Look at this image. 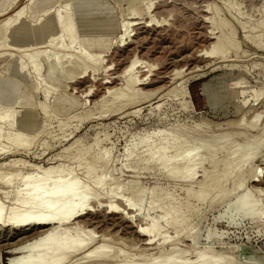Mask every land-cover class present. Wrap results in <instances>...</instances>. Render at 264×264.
Returning a JSON list of instances; mask_svg holds the SVG:
<instances>
[{"label": "rangeland", "instance_id": "1", "mask_svg": "<svg viewBox=\"0 0 264 264\" xmlns=\"http://www.w3.org/2000/svg\"><path fill=\"white\" fill-rule=\"evenodd\" d=\"M42 1L37 0L34 5L31 13L34 18L40 15L41 18L51 15L50 11L46 13L45 10L49 6H53L51 10H54L55 5L61 0H49L45 3ZM66 1L71 2L72 11L76 13L77 18L78 11L86 10V22L82 24V29L79 28L78 36L82 39L83 35L87 34L92 39L90 41L92 44L77 43L72 50L83 47L89 53L97 52L98 47L93 44V41L99 37L103 45L114 46L107 52L104 51L105 54L103 52L102 58L105 61L96 79L89 80V76L79 78V73H76L77 77L73 78L59 75L58 81L43 77L42 81L45 80L52 85L51 87L45 82H41L38 86L34 80H25L11 70L18 55V49H14V46H19L24 53L31 52L35 47L44 46V41L50 34L47 28L51 23L42 24L41 36L36 40V44H31L33 47L27 40H17L14 32L11 33L7 41L10 51L0 56V91L5 90L2 81H5V84L7 81L12 86L15 85L13 94H16V97H19L21 92L32 96V104L28 110L23 103L18 104L16 108L17 110L21 108L24 112L34 111L38 121V127L34 133L38 134L43 128L45 132L43 136L36 139L31 152H21V154L18 152L7 156L8 158L5 156V159L4 156H0V161L5 164L9 162L6 161L7 159H23L27 161L26 164L42 166L41 170L55 168L51 176L55 179L65 156L71 161L79 154L86 153L85 158L94 161L107 155L109 160L103 167L105 169L99 167L98 172L107 171L112 174L111 177L118 178L121 183L131 184L136 181L143 189L145 196L140 213L143 215L148 212L151 218L156 217L161 213V208L169 195L175 202L185 200L186 186L179 180L169 179L158 168L147 166V169L143 170L148 163V157L145 154L146 146L152 142H161L169 134L184 128L192 137L218 135L225 129L236 128L242 116L250 118L255 105L264 102V36L260 41L261 45L263 44L262 48L256 46L252 39L261 33L258 32L260 30L258 26L264 23V0H147L144 5L152 3L151 13L157 19H165L162 22L163 25L161 27L150 25L143 30L139 29L140 25H131L129 34L132 36L129 37V44L122 47L115 46L117 37L121 34L120 25L132 21H145L134 13L133 0ZM139 1L140 4L135 2L136 5H141L142 0ZM12 2H15L13 6ZM27 2L28 0H0V24L22 9ZM212 31H218L223 44L229 43L228 51H230L227 58H212L213 62L202 60L199 56L215 42L209 38ZM60 34L67 35L63 27L60 28ZM60 45L61 41L56 39L51 47L56 49ZM24 46L26 48L22 49ZM11 51L17 54L13 55ZM134 56L152 66V75L148 80L150 84L137 86L136 88L141 89L139 91L142 94L139 92L137 96H132L127 107L119 110L117 107L119 103L110 105L111 95L108 94L104 98V81L110 77L111 80H116L115 87H122L125 81L120 73ZM51 57L52 55L49 58ZM39 61L45 71V61L43 59ZM67 62L68 59H64L61 66L65 64L69 67ZM108 65L112 67L107 68ZM32 66L33 64L29 65V67ZM182 68L184 74L173 79L175 71ZM139 70L142 68L135 69L138 76L146 73ZM64 72L66 73V70ZM36 85L39 88L38 91H36ZM41 87L53 90L46 101L49 119L41 118L38 103L44 100L41 90L44 88ZM55 87H58L59 91ZM89 88L93 89L92 94L81 97L80 94ZM149 94L154 95L147 99ZM64 95L73 97L74 103L72 105L67 103L62 109L56 108L58 97ZM0 104L1 112L3 106L7 104L3 101H0ZM261 110L264 114V110ZM54 113L56 117L57 115L59 117L56 118ZM255 113L258 114V112ZM261 118L263 119L264 115ZM5 128L3 132L9 130ZM23 129L21 127L20 130H26ZM257 129L249 128L246 135L251 136L248 137L250 140ZM238 139L240 143H243L244 138L241 137H236L235 143ZM193 140L191 139V142ZM74 141L76 143L67 151ZM37 155L41 156L40 160ZM258 163L259 161H254V164ZM66 165L73 167L72 165L75 164L69 162ZM231 169L232 167L220 170V174L225 172L231 175L225 185L228 189L238 178L236 169L235 171ZM26 171L28 169L23 170L21 174H25ZM83 173L85 172L82 170L80 176ZM21 174L13 177L14 185H18L22 178ZM201 174H203L202 169L198 170L195 180L197 183L202 179ZM94 176L91 175L93 178ZM177 181L182 184H178ZM193 184L196 187V184ZM253 185L255 183L250 184L249 190L253 188ZM248 187L249 183L246 188ZM258 187L261 188L262 193L254 194L246 201L242 200L243 195L239 196L240 193L235 194V192L228 196L230 200L225 198V202L221 203L206 201L204 204H199L196 200H191L192 205L203 216L198 228L200 248L220 251L224 254V261L234 257L233 259L237 261L264 264V178ZM4 191L5 189L2 192ZM98 194L101 199H105L102 200L105 203L109 200L108 193ZM3 200V194L0 193V201L3 202ZM6 202L9 203L10 200ZM117 202L121 204L118 205ZM114 203H117L118 207L125 208L119 198H115ZM149 206L152 207L150 211ZM94 208V220H101L94 232L97 234V242H102V237L98 235L104 233L110 237L111 247L121 245L122 248H129L134 245L132 243L136 236L132 231L134 229L130 226L131 223L122 222L120 219L116 220L118 221L116 223L105 207ZM138 213L134 214V221H136L134 223L144 225L147 221L141 222L140 216L136 218ZM159 224L164 227L163 230L168 237L175 235L174 228L164 226L165 223L162 221ZM97 225L95 224L94 227ZM0 229V264H21L25 256L33 249L28 241L35 236L34 230L28 228L26 231L19 232L10 228ZM25 237L28 239L22 240ZM16 249L18 250L15 251ZM132 251L133 255L139 253L135 249L130 250L131 253ZM136 255L133 257L131 255L134 261L142 262L143 256L141 255V258L140 254Z\"/></svg>", "mask_w": 264, "mask_h": 264}, {"label": "bare ground", "instance_id": "2", "mask_svg": "<svg viewBox=\"0 0 264 264\" xmlns=\"http://www.w3.org/2000/svg\"><path fill=\"white\" fill-rule=\"evenodd\" d=\"M48 1L43 0L42 2ZM145 1L147 0H142L141 5L135 3L140 4L139 0H133L134 4L132 3L134 13L142 17V20L145 19V21L122 23L120 25L121 34L117 37V40L115 39V46L122 47L129 44V37L132 36L129 34L131 25H140L139 29L141 30L150 25L155 27L163 25L162 22L165 19H157L155 15H152L151 8L153 5L152 3L144 5ZM36 2L37 0H28L22 9L1 22L0 56L10 51L7 41L11 33L14 32L17 40H27L30 46L33 47L32 45L36 44V40L41 36L42 24L49 22L53 25L50 24L47 28L50 34L44 41V46L38 44L41 47H35L34 50L28 53L27 51L24 53L21 48L19 49V46H14V49H18H16L18 55L11 66V70L25 80H34L35 83H38V86L41 85V82L47 83L45 80L42 81L43 77L44 79L48 77L58 81L59 75L73 78L77 77L76 73H79V78L89 76V80L96 79L95 77L105 61L102 54L104 51L110 50L114 46L113 43V46H105L101 37H99L93 41V44L98 47L97 52L93 53L91 51L89 53L83 47L78 48V50L73 49V51L72 48L77 43L92 44L90 42L92 39L87 34H84L82 39L78 36L79 28L82 29V24L86 22V10L78 11L77 18L76 13L72 11L71 2L61 0L59 4L55 5L54 10H51L53 6H49L45 10L46 13L50 11L51 15L44 18H41L40 15V17L34 18L31 13ZM14 4L15 2L11 3L12 6ZM209 19L211 18L209 17ZM143 24L144 26H141ZM260 25L258 26L260 28L258 32L261 33L254 38L252 37V39L256 46L262 48L263 44L261 45L262 42L260 41L264 36V23ZM61 27L66 30V36L60 34ZM216 32H210L209 38L215 40V42L206 52L202 51L199 55L202 60L211 61L212 58L217 57L220 59L227 58L228 52H230L228 51L229 43L227 45L223 44L220 39L221 35L218 34V31ZM56 39L61 41V45L53 49L51 44ZM113 42L115 41L113 40ZM24 48L26 47H22V49ZM10 53L15 55L16 52L11 51ZM51 55L52 57L49 58ZM66 58L69 67H66L65 64H63L65 66H61V62ZM41 59L45 61V71H43L44 67L39 61ZM32 64L33 66L29 67ZM146 64L137 56L131 58L120 73L125 81L120 88L115 87V79L111 80L110 77H107L109 79L104 81L105 92L103 96L106 98L108 94L111 95L110 105L113 106L119 103V106L117 105L119 110L125 109L129 99L141 93L139 91L141 89L138 90L136 87L150 84L148 80L152 75V66ZM109 66L111 65H108L107 68ZM136 68H142L139 71L146 73L138 76V72H135ZM182 74H184L183 68L176 70L173 79ZM2 82H4L2 84L5 85V90L0 91V101L5 102L7 105L1 107L3 110L0 112V146H2L0 147V156H4L5 159V156L18 152L20 154L21 152H31L36 139L43 136L45 130L43 128L38 134L34 133L38 127L35 112H24L21 108L20 110L16 108L18 104L23 103L28 110V107H31L30 104H32V96L21 92L20 96L16 97V94H13L15 85L12 86L7 81L6 84L5 81ZM46 85L52 86L48 83ZM38 86L36 91L39 89ZM48 87H41L44 88L41 89L44 100L38 103L41 118L49 119L46 101L53 90L51 91ZM57 91L59 90L57 89ZM92 92L93 89L89 88L80 95L81 97L88 96ZM153 95L149 94L147 99L152 98ZM67 103L72 105L74 98L70 95L58 97L56 108L62 109ZM0 106L2 105L0 104ZM261 109L264 110V102L255 105L250 118L242 116L236 128L225 129L218 135L192 137V135H188L185 131L186 128H184L169 134L161 142H152L146 146L145 154L148 157V163L145 164L143 170L147 169V166L158 168L169 179L184 183L187 194L185 200L179 202H175L172 196L169 195L161 208V213L159 212L160 214L153 218L150 217L148 212L143 215L140 213L145 196L143 189L136 181L131 184L121 183L118 178L111 177L112 174L107 171L98 172L99 167L105 169L103 167L106 166L109 160L107 155L94 161L86 159V153L79 154L71 161L69 157L65 156L55 179L51 178L55 168L41 170L42 166L26 164L27 161L23 159H7L6 161L9 162L5 164L0 161V193L3 194L4 198L3 202L0 201V228H10L19 232L26 231L28 228L34 230L35 236L28 241L33 249L25 256V260L21 264H251L249 261H237V259H233L234 257L231 260L224 261V254L220 251L215 252L210 248H200L198 246V228L203 216L192 205L191 200L194 199L199 204H204L206 201L210 203L220 201L221 203L225 198L228 199L231 193L235 192V194L240 193L239 196L243 195L242 200L246 201L254 194L262 193L261 188L258 187V184L264 178V154H262L264 149V118H261L264 114ZM255 112H258V114ZM53 115L56 117L55 113ZM73 116L75 115L73 114ZM58 117L57 115L56 118ZM260 119H262L261 123L259 122ZM21 127L26 130H20ZM4 128L9 130L3 132ZM249 128H258L252 136L254 139L251 138V140L248 138L251 136L247 137L246 135ZM236 137L244 138L243 143L241 142V144L239 139L235 143ZM191 139L194 140L191 142ZM75 143L76 141L69 146L67 151ZM218 155L221 156L217 157ZM40 157L39 155L37 158L40 160ZM254 161H259V163L254 164ZM69 162H74L75 165L69 167L66 165ZM231 167L232 171L236 169L238 178L228 189L225 185L231 175L225 172L220 174V170ZM25 169H28V171L22 175L21 172ZM200 169L203 173L201 174L202 179L197 183L195 180ZM82 170L85 173L80 176ZM20 174L22 178L16 186L13 177ZM91 175H95L94 178ZM193 183L196 184V187ZM247 183H249L248 188H246ZM251 183H255V185L249 190ZM3 189H5L4 192H2ZM98 193H108L109 200L105 203L102 201L105 199H101ZM115 198H119L120 202L124 204V209L116 205L118 202L114 203ZM6 200H10V202L7 203ZM94 207L96 209L105 207L115 222L120 219L122 222L131 223L130 226L134 229L132 231L136 236L132 243L134 245L129 248H122L121 245V247L119 245L111 247L110 237L104 233L98 235V237H102V242H97V234H94V232L101 220H94ZM151 209L152 207L149 206L148 210ZM137 213L136 218L140 216L141 222L147 221L144 225L134 223L136 222L134 221V214ZM161 221L165 223L164 226L174 228L175 235L173 237H168L165 234L164 227L159 224ZM95 224L98 225L94 227ZM26 238L28 239V237H25L22 240ZM132 249L138 250L137 255L140 254L141 258L143 256L142 262L138 261L136 263L134 261L132 257L136 254L133 255V251L130 252ZM134 252L137 253V251Z\"/></svg>", "mask_w": 264, "mask_h": 264}]
</instances>
